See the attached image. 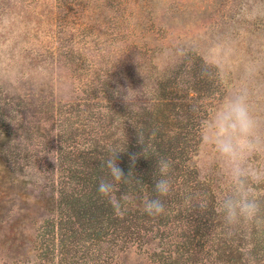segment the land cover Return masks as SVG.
<instances>
[{"label":"rangeland","instance_id":"obj_1","mask_svg":"<svg viewBox=\"0 0 264 264\" xmlns=\"http://www.w3.org/2000/svg\"><path fill=\"white\" fill-rule=\"evenodd\" d=\"M43 1L6 9V2L31 0H0V98L15 81L31 97V104L13 99L11 109H0L1 130L10 135L2 153L19 178L0 180V264H30L20 241L47 218L56 172L80 168L82 150L93 148L100 87L120 93L128 112L194 88L196 99L183 102L210 112L202 137L219 110L241 99L253 121L243 166L264 173V0H79L93 6L84 14L80 5L69 10L71 0H62V13L53 8L56 0ZM49 9L53 17L42 16ZM192 162L196 173L168 177L165 211L147 215L119 264H228L218 259L230 249L217 243V232L234 246L262 234L258 216L229 225L220 214L236 185L213 144L202 139ZM245 187L262 215L264 176L245 178ZM105 240L91 252L114 264L113 236Z\"/></svg>","mask_w":264,"mask_h":264},{"label":"trees","instance_id":"obj_2","mask_svg":"<svg viewBox=\"0 0 264 264\" xmlns=\"http://www.w3.org/2000/svg\"><path fill=\"white\" fill-rule=\"evenodd\" d=\"M33 1L47 3L43 0H31L27 4L6 2L4 7L13 9L29 6ZM56 3L53 5L54 10L59 8L60 13L66 10L67 5L62 3V0H56ZM76 5L83 7V14L93 7L91 4H81L79 0H71L69 10L74 12ZM49 12L54 13L49 9L47 15L42 16L53 17L48 16ZM94 33L97 39L102 37L101 33ZM118 34L120 35L119 32L116 33ZM121 54L123 53L117 52L116 56L121 57ZM19 84V81H15L5 85L6 94L4 98H0V109H11L15 99L31 104L30 95L23 92ZM193 89L188 87L187 92L181 96L164 94L154 98V102H146L144 106L128 112L124 105L126 99L120 93L108 95L104 87H100L93 97L99 111L95 144L90 150H82V165L77 166L80 168L72 166L67 172H62L61 175L56 172L54 175L55 190L44 202L47 218L37 225L35 232L30 229L26 239L22 237L19 244L22 257L30 264H103L104 257L92 253L91 246L97 242L105 243L106 237L113 236L115 251L112 263L119 264L122 256L128 253L127 243L140 234L141 224L147 217L142 211L144 200L157 196L152 187L157 160L169 162L168 177L179 178L188 171L197 172L192 158L202 140L210 112L202 108L196 110L189 103L183 102L196 99L195 94L190 97V92L196 93ZM9 95L12 96V101L4 100ZM3 119L9 121L8 116ZM1 128L2 124L0 180L12 184L19 178L12 176L15 170L8 163L6 153H2L10 135L8 130L2 131ZM12 130L14 128H10V132ZM115 154L117 164L125 176L130 175L126 184L112 181L105 166V162L114 158ZM101 179L114 183L111 197L102 196L97 192ZM177 182L180 183L179 180ZM110 198L119 201L118 210L109 202ZM160 199L164 205L168 202L165 197ZM34 202L41 201L36 198ZM263 209L262 207V215L258 214L262 219ZM261 224H257L261 235L239 238L240 242L236 246L228 244L229 239L222 238L223 233L217 232L214 237L217 243L220 245L224 242L230 249L229 252L225 250L219 255V261L235 264L237 258V264H264V220ZM84 248H89V251L85 252Z\"/></svg>","mask_w":264,"mask_h":264},{"label":"clouds","instance_id":"obj_3","mask_svg":"<svg viewBox=\"0 0 264 264\" xmlns=\"http://www.w3.org/2000/svg\"><path fill=\"white\" fill-rule=\"evenodd\" d=\"M253 121L241 99L232 101L226 108L219 110L213 122L207 126L202 139L213 144L216 152L229 166L231 176L236 185V191L220 203V214L229 224L253 221L261 210V205L246 194L245 178L258 182L264 173L255 172L243 166V153L252 147ZM112 181L126 184L129 176H125L118 166L116 154L105 162ZM170 164L166 160H157L154 174L153 191L156 198H146L142 211L149 216L160 215L165 211V205L160 197L167 196L171 191V181L168 178ZM112 181L101 179L97 192L102 196L111 197L114 189ZM114 209H119V201L110 198ZM203 207V205H202Z\"/></svg>","mask_w":264,"mask_h":264}]
</instances>
